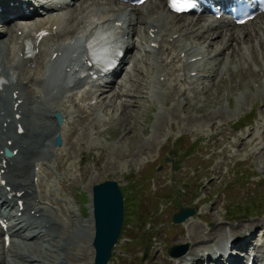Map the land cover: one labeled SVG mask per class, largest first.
Listing matches in <instances>:
<instances>
[{"label":"rangeland","instance_id":"1","mask_svg":"<svg viewBox=\"0 0 264 264\" xmlns=\"http://www.w3.org/2000/svg\"><path fill=\"white\" fill-rule=\"evenodd\" d=\"M106 1L111 3L110 0H99V4L92 6L93 10L103 14L106 10L104 4ZM38 10L42 8L39 7ZM159 11L161 18L168 17L166 11ZM195 17L184 16L182 20L187 18L189 22L195 20ZM263 21L264 18H260L249 23L248 31L263 29ZM181 22L184 23L185 20ZM3 27L0 26V33ZM224 33L228 32L223 30ZM259 34L261 35V31ZM133 37L136 38V36ZM263 39L264 34L261 38H251L252 44L233 42L234 49H228V54L220 55L217 60L222 63L226 58L224 67L226 69L213 71L217 74L216 80L221 78L223 80L220 84L208 88L205 93L201 91L199 83L204 80L208 70L214 67V63L211 64L209 55L202 48L205 47V43L197 47L194 42L182 37L177 39L176 46L169 52L148 49L149 51L144 55L142 45H138V49L132 48L139 60L138 70H131V79L127 81L126 89L131 87L130 95L126 92L127 96L115 97L113 106H109L110 102L106 105L107 107L99 105L94 110H91V106L85 109L84 106L90 102L86 99L90 98H86L84 92L69 91L51 96V90L44 88L41 91L43 97L40 106L45 114L51 106H61L69 111L61 130L64 143L62 149L57 151L58 154L66 152L69 155L66 162L61 169H57L58 157L54 154L51 158L47 157L40 161L37 166L34 165L35 171L39 172L38 182L42 183L45 195V198L41 199L37 194L38 201L40 199V205L46 208L56 222L52 235L58 232L60 237L51 242L49 251L44 249L48 242L45 243L41 239L40 249H36L37 245L21 244L16 247L41 257L38 261L40 264H51L56 256L63 257L67 251V261L74 264H88L93 255L90 247L91 232L87 227L90 224L88 219L90 218L91 187L95 183L106 180H115L126 198L121 239L113 248L114 253L112 252L113 257L109 264H164L159 259L169 258L167 255L169 246L188 243L179 240L174 230L176 227L170 221L171 214L175 211V203L197 206L198 212L201 208L204 209V204L200 208L202 202H198L200 198L210 197L216 203H224L217 212L218 217L221 215L227 217L222 220L223 225L221 224L224 231H228L244 214L250 219L259 218V216L249 215L253 212L264 213V152L261 157L251 155L250 159L246 157L244 163L236 164L219 185L211 186L205 192L200 188L206 185L207 179L204 177L209 175L210 168H214L220 161V157L210 159L209 153L202 152V149L211 141L212 129L218 131L222 125L220 122L227 120L240 123L245 116H248V119L243 121L251 122V124L239 130L236 129L237 134L248 131L251 126L258 131L264 124V121L259 119L261 112L257 108V104L262 100L264 102V76L262 77L263 74L261 75V71H258L261 67L264 68ZM179 44L190 48V55L194 56L193 61L189 63L196 67L195 76L192 79H185L183 76L182 67L186 63L182 58L176 63L178 71L174 72V76L169 77L165 74L169 69L165 64L174 60L173 57L176 54L174 49ZM222 45L219 44L215 49L221 48ZM130 55V52H126L127 58ZM4 57L5 53L0 52V60ZM255 73L258 76L257 81L253 79ZM123 74L124 72L116 77L117 82L121 81ZM134 80L139 84L136 91L137 83ZM181 84L188 86V95L196 96L195 100L188 102L181 95L179 96V93H174L172 100L169 98L170 95L168 96L166 91L175 87L182 88ZM107 93L109 96L115 94L113 90ZM135 95L139 97L135 98ZM130 98L134 101L131 102ZM92 101L95 103V98ZM164 101L167 104H164ZM128 102L131 106L126 107V110L123 108L125 113L122 111L124 115L121 116L119 105ZM75 104L90 111L91 116L80 123L76 121L69 135L70 122L74 121L79 114ZM252 104L254 105L251 106ZM215 116L216 122L213 121ZM252 118H255L256 122H253ZM50 122L53 123L51 119ZM39 124L45 125L43 122ZM227 129L230 127L227 126ZM194 138L196 140L193 141ZM147 141L151 144L149 145ZM263 143L264 140L257 146ZM148 148V151H151L147 156L145 150ZM50 149L54 152L52 147ZM169 150L180 152L176 159L182 161L178 171L174 172L176 176L171 175L170 164L164 161L165 156L170 155ZM259 150L260 147L256 151ZM230 151H234V148H230ZM157 156L156 163L150 161ZM245 156L246 154H243L240 158ZM157 163L162 164L160 169H156ZM240 164L242 166H239ZM157 174L163 176L168 174L162 187L155 185L154 179ZM198 180H201L200 184ZM185 183H188V186L183 189ZM259 186L262 188L261 191H258ZM176 187L181 191V196L175 192ZM37 191L40 192L41 188H37ZM244 209L245 212H243ZM192 220L206 227L215 226L211 216ZM71 222L73 223L69 226ZM188 224L189 221L184 225L181 224L182 226H176L188 230ZM261 229L264 230L257 227L254 231L251 238L253 244H260ZM240 233L243 232H239L241 239L243 235ZM18 234L25 236L27 233L19 230ZM143 245H149V254L144 262L140 258ZM45 252H53V257L47 259ZM261 253L264 256V247L261 248ZM42 259L47 261H40Z\"/></svg>","mask_w":264,"mask_h":264},{"label":"bare ground","instance_id":"2","mask_svg":"<svg viewBox=\"0 0 264 264\" xmlns=\"http://www.w3.org/2000/svg\"><path fill=\"white\" fill-rule=\"evenodd\" d=\"M33 1L40 2V5L45 8V17L35 16L36 6ZM110 1L108 9L102 14L95 12L92 8V6L99 4V0H0V22L7 24L4 31L7 38H0V51L4 50L7 54L3 60H0V75L5 80L4 89L0 91V149L8 147L11 151H16L10 158H4L0 153V200L2 205L0 208L4 207L3 213L0 212V264H40L38 261L41 257L35 254L31 255L28 250L24 251L18 249L16 246L21 244L37 245L36 249H40L42 247L40 241L42 240L45 243L48 242V245L46 244L47 246H44V249L46 248L49 251V246L52 245L51 242L58 240L60 237V233L58 232H54L52 235L56 222L53 216L48 214L46 208L40 205V199L38 201L37 194L40 195L41 199L45 198V195L42 190V183L35 180L39 172H36L33 168L40 161L45 160L47 157L51 158L55 154V150L52 152L49 145L56 133L61 132L63 125L57 126L55 124L54 126L46 119L47 116L40 106L43 96L38 86H41L43 89L50 88L51 93L57 90V95H61L66 91L82 90L81 86L83 83L89 80L93 74V72L88 73L89 67H83V64H88L84 48L87 39L92 35L94 30L106 23L116 22V36L113 47L119 48L121 51L128 50L136 45V40L133 39L134 34L139 36V41L142 44H148L149 48H157V50H161L162 52H168L169 48L175 46L176 40L174 35L176 33L185 39L192 40L196 46L201 41L206 42L205 50L209 56L211 54L210 48H215L218 44L224 43L225 45L221 49H217L215 54L210 57L211 62L214 63V67L210 69L205 77L207 83L202 82L201 90L203 93L208 88L220 84L223 80H216L217 74L212 75L211 72L226 69L224 68L226 58H222V60L224 59L222 63L217 60L220 55L225 54L226 50L230 48L234 49L235 45L232 46L233 42L236 44L237 42L251 43L253 40L251 38H261L262 34H264L263 24V29H257L253 32L248 30L238 34L229 32L224 42L225 35H223L222 31H215V27L227 25L224 20L212 25L207 23V19L199 16L195 20L180 24L178 22V14L163 20L151 18V15L160 6L166 5L165 0L163 3L151 4L147 7H119L115 3V0ZM71 2L73 3L72 6H70ZM45 3H49L50 5H46ZM63 8L67 9L53 16L56 12L55 10H62ZM65 11L71 12V21L73 23L69 27L58 29L63 17L66 16ZM171 24L175 26V30L169 31L165 38L160 37L159 39V34L162 30L171 29ZM40 31L55 34L56 41L52 44L44 45V49L42 50L44 57L41 56L36 61L37 54L28 56L24 50V46L25 43L30 42L33 37H36ZM260 31L261 35L259 34ZM64 34H67L69 39L59 41ZM0 37L2 36L0 35ZM44 39L35 43L36 49ZM73 41L76 43L75 45L72 44ZM180 50L178 54L184 53L183 55L189 56V49L180 47ZM75 51L79 53L78 58L73 55ZM46 56H48L47 59L45 58ZM131 58H134L133 54ZM118 60V65L122 64V66L119 69L116 67L106 77L105 83L101 87L88 89L84 92L85 97L90 98L86 100L92 101L95 98V103H87L84 106L85 109H89L91 106V110H94L99 105L107 107L106 105L110 102L109 106H113V99L115 97L127 94L126 92H128L129 88L123 93L116 92L111 96L106 93L107 82L111 84V87H122V84H116L113 77L123 68V64L128 59L124 55L118 58ZM72 61H74V65L78 66L74 75H70L69 73V66ZM174 62L177 61L174 60ZM34 63L36 73L32 74V65ZM131 66L135 70H138L135 62ZM190 68H193L191 70L195 69L193 65H187L184 67V70H189ZM177 70V67L172 65L171 72H176ZM258 71H261L263 77L264 68L261 67ZM171 72L167 73L171 74ZM126 73H128L127 68ZM79 74L81 77H78ZM255 75L253 79L257 81L258 76ZM134 81L137 83L136 80ZM259 83L261 86V81ZM31 85H34L38 90L34 89ZM138 86V83L137 85L135 84V91L138 89ZM187 91L188 87L174 88L173 90L166 91V94L170 95L169 98L171 100L174 97V93H179V96L181 95L188 102L195 100L196 96L189 97ZM71 101L74 103L73 100ZM164 104H167V102ZM263 104L262 100V102L257 104V108L261 112L259 119L264 121ZM75 106H77L79 114L70 123L69 135L71 127H73L76 121L80 123L91 116L90 111H86L76 104ZM129 106H131L130 102L126 104L120 103L119 110H121V116L124 115L126 107ZM228 107H230V104H228ZM123 108L125 110H122ZM55 111H60L63 116L67 114L66 110L61 106H52L47 114ZM213 121H217L216 116L213 118ZM41 122L45 125H40L39 123ZM220 123H222L220 125L221 128L218 131L212 129V133L210 134L211 141L202 149V152L209 153L210 159L220 157L219 163L214 166L215 169L210 168L208 176L203 173L205 175L204 178L207 179V183L206 185H202L200 190L204 192L206 189L209 190L211 186L219 185L221 181H224L230 167L240 159L241 155L246 154L247 159H250L251 155L261 157L264 152V143L257 146L260 141L264 140V124L258 131L254 127H250L248 131L237 134L235 132L238 127L236 121L227 120ZM155 126L159 129L157 125ZM227 126L230 129H227ZM19 127L23 128L22 133L18 132ZM148 143L149 145L151 144L150 141ZM53 147L56 151L62 149V146L55 147L53 145ZM258 147H260V150L256 151ZM230 148H234V151H230ZM148 150L149 148L145 150L147 151L145 152L146 155H149L151 151ZM68 156L66 152L60 153L57 156V169L62 168ZM157 159L158 157L152 161L155 162ZM167 176L168 174H164V176L157 174L154 179L155 185L162 187ZM198 183L200 184L201 180H198ZM39 187L41 188L40 192L37 191ZM202 199H205L202 201L204 209L196 216L200 220L211 216L213 221H215V226L206 227L202 223L189 220L188 230L176 227L174 230L179 240L189 243L188 253L185 256L160 258L159 260L164 264H240L251 258L253 264H262L264 256L261 253V248L264 247V230L261 229L262 234L259 245H253L251 237L257 227L264 229V217H253L250 219L244 216L235 225H232L228 231H224L221 224L223 223L222 220L227 219V217L224 215L217 216V212L224 203H216L210 197ZM218 200L221 201V198L218 197ZM19 201L22 202L21 210ZM14 206L17 208L15 209ZM212 206L215 207L213 208ZM19 211L21 212L19 213ZM2 223L6 224V228H3ZM191 225L195 227L193 228ZM87 227L92 233V225L89 224ZM19 230L27 233L25 237L18 234ZM239 232H243L240 234L243 235L244 239L239 238ZM5 235L9 239L8 247L5 246ZM90 236L92 237V234ZM45 253L47 259L53 257V252ZM66 253L63 257L56 256L51 264H74L66 260L68 256ZM69 255L72 258V255ZM158 256L161 257L160 255ZM47 259L40 261L46 262ZM88 264H91V258Z\"/></svg>","mask_w":264,"mask_h":264},{"label":"water","instance_id":"3","mask_svg":"<svg viewBox=\"0 0 264 264\" xmlns=\"http://www.w3.org/2000/svg\"><path fill=\"white\" fill-rule=\"evenodd\" d=\"M59 123L60 114H56ZM57 146L61 145L60 137L55 141ZM9 155V152L6 151ZM177 169L176 166H174ZM92 209L94 219V235L92 246L94 249L93 264H106L111 256L112 247L115 245L123 223V197L119 185L114 180L96 183L92 186ZM195 209L181 208L173 215L172 221L179 223L188 216L193 215ZM188 245H176L168 249L171 256L178 257L187 251ZM143 258L148 253V247L144 248Z\"/></svg>","mask_w":264,"mask_h":264},{"label":"snow or ice","instance_id":"4","mask_svg":"<svg viewBox=\"0 0 264 264\" xmlns=\"http://www.w3.org/2000/svg\"><path fill=\"white\" fill-rule=\"evenodd\" d=\"M169 7L176 12H182L192 7L191 0H169Z\"/></svg>","mask_w":264,"mask_h":264}]
</instances>
